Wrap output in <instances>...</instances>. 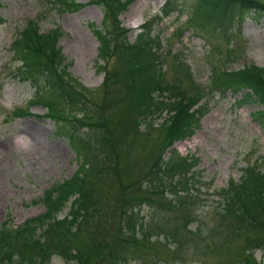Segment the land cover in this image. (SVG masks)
Returning a JSON list of instances; mask_svg holds the SVG:
<instances>
[{"label":"rangeland","instance_id":"obj_1","mask_svg":"<svg viewBox=\"0 0 264 264\" xmlns=\"http://www.w3.org/2000/svg\"><path fill=\"white\" fill-rule=\"evenodd\" d=\"M180 1L178 11L174 9L163 15L160 7L165 5V0H133L113 16L92 0H74V5L67 7L55 0H0V224L5 222L14 228L42 214L43 205L34 201L51 185L73 176L79 166L67 138L56 132V121L44 116L43 105L36 102L29 105L33 86L15 73L17 63L12 60L8 46L30 20L40 31L56 32V46L67 63V72L79 87L85 88L81 92L86 94L82 102L87 105V114L96 110L107 134L101 147L105 166L100 180L93 183L96 204L101 207L98 216L89 223L97 231L80 230L66 243L70 249L79 248L83 256L90 258L81 263L106 264L101 255L87 251L110 240L118 221L123 220L119 210L130 206L128 197L142 196V189L135 188L160 151L163 138L153 127L165 114L162 112L154 118L150 137L139 127L138 145L131 151L134 137L126 131V119L117 102L116 91L120 86L116 85V73L120 65L116 64V53L111 49L107 63H103L100 55L103 40L100 38L99 42L96 31L103 27L114 43L119 42L118 32H125V39L132 41L149 23V35L159 45L163 81L171 83L178 71H186L203 90L197 103L203 106L197 127L190 137L173 142L171 148L183 157L194 159L191 172L202 182L198 194L204 199L194 206L196 213L190 224L192 229L198 227L197 235L183 230L177 248L162 236L151 235L141 243L143 255L127 258L126 264H251L253 261L264 264V250L255 248L248 252L245 235L230 231L228 220L218 219L211 212L218 199L214 191L224 187L230 178L237 182L246 164L255 162L258 156L264 157L260 127L249 117L250 111L262 109L258 104L236 108L233 100L242 90L220 93L209 84L216 68L235 70L249 63L264 68V14L233 11L230 24L222 33L207 25L204 28L194 25L190 21L193 0ZM185 83L184 80L182 85ZM106 91L108 101L103 95ZM18 109L30 114L20 115ZM85 130L80 127L79 133L87 136ZM166 154L167 150L162 156ZM257 165L264 167L263 163ZM173 208L168 207V211L176 213L178 210ZM137 213L144 222L150 211L141 207ZM148 227L151 230V221ZM213 229L214 233L209 234ZM10 239L14 253L22 254L26 261L42 257V253H35L36 249L25 242ZM48 264L69 263L52 254Z\"/></svg>","mask_w":264,"mask_h":264},{"label":"trees","instance_id":"obj_2","mask_svg":"<svg viewBox=\"0 0 264 264\" xmlns=\"http://www.w3.org/2000/svg\"><path fill=\"white\" fill-rule=\"evenodd\" d=\"M92 1L100 4L109 15L116 16L133 0ZM55 2L65 7L74 5V0ZM180 3V0H165L162 14L167 15L174 9L178 11ZM192 8L193 19L190 21L194 25L200 28L207 25L222 33L229 26L233 11L237 14L251 11L256 16L264 14V3L257 0H193ZM149 31L150 24L147 23L132 41L125 39V32H118L120 39L117 43L111 41L109 32L105 34L103 27L96 31L98 40H103L100 43L103 63H107L106 56L110 55L111 49L116 53V64L120 65L116 73V85L120 86L116 91L117 102L121 104L126 119V131L134 137L131 151L138 145L139 127L142 126V132L150 137L154 118L162 112L165 114L153 127L163 138L160 151L150 161L135 188L142 189V196H129L130 206L119 210L118 215L123 220L118 221L110 240L87 251L101 255L106 264H126L127 258L142 256L141 243L151 235H160L177 248L183 230L189 234L199 233L198 227L192 229L190 224L196 213L194 206L204 199L198 194L202 182L191 172L194 159L179 155L171 145L190 137L197 127L203 108L197 103L203 90L186 71H178L171 83L163 81L158 41L149 35ZM57 38L55 31L39 33L38 25L28 20L13 39L11 58L17 63L15 73L18 78L33 86L29 105L32 102L43 105L44 116L56 121V132L67 138L79 166L73 176L51 185L34 201L43 205L42 214L26 219L14 228L5 222L0 224V264H48L52 254L69 264L90 259L81 254V249L72 250L66 243L80 230L97 231V227L89 223L101 207L96 204L93 183L100 180L105 166L101 147L107 134L97 111L91 110V115L87 114V105L82 102L86 100V94L82 93L85 88L79 87L67 72V63L56 46ZM226 60L233 61V58L226 57ZM184 80L186 83L182 85ZM209 84L220 93L231 91L234 94L242 90L233 100L236 108L260 105L262 110L250 111L249 117L260 127L264 138V68L253 63L228 71L216 68ZM103 95L108 101V92ZM102 102L105 103V98ZM17 111L20 115L26 114L23 110ZM80 127L86 129L87 136L79 133ZM165 150L167 154L162 156ZM254 161L241 170L237 182L230 178L224 187L214 191L218 199L211 209L218 219L228 220L230 231L245 235L248 252L255 248L264 250V167L257 165V162L264 164V157L258 156ZM164 205L161 209L160 206ZM170 206L178 211L169 212ZM141 207L150 211L144 222L137 213ZM64 208L66 212L59 216ZM150 221L151 230L148 227ZM213 233L214 229L209 234ZM9 238L25 242L36 249L35 253H42V257L26 261L22 254L14 253ZM46 246L49 247L44 248ZM251 264L260 263L253 261Z\"/></svg>","mask_w":264,"mask_h":264}]
</instances>
